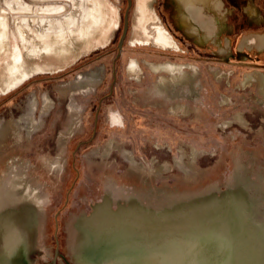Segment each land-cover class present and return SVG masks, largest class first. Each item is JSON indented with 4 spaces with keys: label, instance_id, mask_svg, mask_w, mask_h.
<instances>
[{
    "label": "rangeland",
    "instance_id": "374dc122",
    "mask_svg": "<svg viewBox=\"0 0 264 264\" xmlns=\"http://www.w3.org/2000/svg\"><path fill=\"white\" fill-rule=\"evenodd\" d=\"M6 1L0 14L8 12L10 41L19 46L21 19L38 43L44 5L63 7L56 23L80 19L79 0H23L29 9L15 13ZM219 1L223 26L202 42L178 31L175 0L150 4L179 46L167 53L133 46L146 0H132L120 50L127 0H86L91 17L76 32L79 56L47 57L54 64L47 72L59 73L32 75L0 97V179L17 172L36 200L28 217L1 219L0 264H178L181 255L186 264H264L243 191L258 195L264 218V0ZM166 64L187 77L172 76ZM73 79L81 89L70 100L62 86ZM88 80L95 84L83 89ZM47 97L52 107L43 113ZM73 114L76 127L59 146ZM20 117L37 122L31 135ZM136 196L154 199L158 210Z\"/></svg>",
    "mask_w": 264,
    "mask_h": 264
},
{
    "label": "bare ground",
    "instance_id": "6f19581e",
    "mask_svg": "<svg viewBox=\"0 0 264 264\" xmlns=\"http://www.w3.org/2000/svg\"><path fill=\"white\" fill-rule=\"evenodd\" d=\"M146 2H147V10L149 12L147 16L144 18L142 17V13L140 15L141 17L140 16L137 17L138 23H139L138 28H137L139 39L138 41L136 40L135 41L136 43L158 44L162 47L167 48L172 44L173 40L170 37V35L166 32V30L164 29L163 24L159 16L157 15V13L154 10H152L150 6V4L155 2V0H148V1L146 0ZM175 2H176L175 3L176 12H178L179 14L177 25L179 26V29L185 32V34L189 38L194 36L197 40H199V42H202L203 39H205V41L206 39H208V35L210 32L215 33L218 31L217 34L219 33V29H221L223 26V23L218 17L220 10H221V2L219 0H175ZM5 4L7 6V9H9V12L11 13L22 12V11L29 9V5L24 3L23 0H10V1L7 0ZM55 5L46 6V7H44L45 5L42 6V9L40 11V13H42V16L38 19V21L36 20L37 23L35 25L37 36H34V37H38L39 39L38 43L36 42L37 40L35 41V43L32 42V39H30L27 35L28 30L27 32L24 30V26L28 25V23L26 22V19L18 20L16 29L19 32L21 46H19L18 42H16L15 44H11L10 37H9V33H10L9 23H8V18H7L8 12L3 10V12L0 14V56H1L0 57V95L5 94L9 90L13 89L14 87L19 86L22 82L31 78L32 75L53 74L55 72L60 71V70H55V71L47 72V70L54 68V64L52 60H47L48 59L47 57H57V58L64 57L65 58L72 52L76 51V47L74 45V41L76 40V32L78 31V29L80 28V25L84 21H87L90 19L91 12L88 14V11L91 10L92 7H90L89 4L87 5L86 0H79V3L77 5L81 9L80 19L69 17L67 21H65L64 24H63V21H62V24H59L61 21L59 23H56L52 17H57V15L60 12H62L63 7L55 6ZM251 8L252 7H250V9ZM85 10H86L85 13L87 15L83 18L82 15L84 14ZM137 10L138 12L140 11L138 8ZM75 11H79V10L77 9ZM213 12L215 13L212 14ZM108 21L106 23H108ZM87 23L88 22H86V24ZM134 27H137V26L135 25ZM133 31H136V30H133ZM101 36H104V35L101 34ZM260 38L262 39V37ZM259 49L264 50V39H262L261 42L259 43ZM77 52L78 51H76L75 53L76 57L79 56ZM79 52L81 53V50ZM2 129L3 127L0 126V133ZM246 201L247 203L250 202L249 200H246ZM171 205L173 204L168 203L167 207ZM34 207H36L35 196H33L32 190H28V188L23 183V180L20 178L19 175H17V172L12 170V172L9 173L6 176V178L0 179V221L2 218H4L6 215H9L11 212H18L21 215L23 216L25 215L28 217L29 213L32 211ZM148 208L158 210L156 209V206H153L152 208L150 207ZM251 213H252V221L256 229L255 240H256L257 246L264 248V234H263L264 220L259 219V215L257 216L256 212L253 211ZM7 235L9 236V232H6V236ZM83 238L84 236L81 237L80 239L79 238L77 239V237H75V239H70L69 241L78 242L79 240H82ZM76 242H74L75 247L77 244ZM181 249L182 248H180V250ZM75 250H77V248ZM175 258H177V261H179V263L180 262L182 264L187 263V258L184 255L175 256ZM136 259L137 258H134L133 260L128 261L125 264H157L155 261L144 262V261L136 260Z\"/></svg>",
    "mask_w": 264,
    "mask_h": 264
},
{
    "label": "flooded vegetation",
    "instance_id": "af4514ba",
    "mask_svg": "<svg viewBox=\"0 0 264 264\" xmlns=\"http://www.w3.org/2000/svg\"><path fill=\"white\" fill-rule=\"evenodd\" d=\"M156 3V2H155ZM154 3V4H155ZM159 16V15H158ZM161 20V19H160ZM162 22V21H161ZM163 24V23H162ZM163 27H164V25H163ZM164 29L166 30V32L170 35V37L172 38V40H173V42H172V44L169 46V47H167V48H165V47H162V46H160V45H158V44H153V43H150V44H148V43H135L134 42V44H133V46H139V45H142L141 47H148V46H154V47H157V48H161L160 50H162L163 52H178V50H179V46H178V44H177V42H176V39H175V37L172 35V33H170L165 27H164ZM178 31H180V32H182V33H184V36L185 37H187V38H189L186 34H185V32H183L182 30H178ZM190 39V38H189ZM139 44V45H138ZM164 50H175V51H164ZM260 51H262V52H260V53H264V50H260ZM179 53H180V51H179ZM130 67L133 69V70H135L136 69V66H135V64L132 62L131 63V65H130ZM165 68L166 69H168L169 71H170V73H171V75L172 76H174V77H177V78H179L180 80H182V79H184V78H186L187 77V75H188V73L186 72V71H184V68H181V67H176V66H174V65H172V64H166V66H165ZM61 71V70H60ZM58 73H59V71H58ZM56 74V73H55ZM176 74H178V76H176ZM31 78H29V79H27L26 81H24V82H22L19 86H17V87H14L13 89H11V90H9L7 93H5V94H2V95H8V94H10V93H12L13 91H15L16 89H18V88H20L24 83H26L27 81H29ZM178 79V80H179ZM94 80V79H93ZM93 80H88V81H86V83H88V85L86 86V87H83V89H85V88H88V87H90V86H92V85H94L95 84V82H93V83H91ZM76 83V80L75 79H73L71 82H69V83H67L66 85H63L62 87H64V88H67L68 90H69V99L71 100H73V94H74V92H76V91H78V90H80L81 88H77V87H75L74 86V84ZM90 83V84H89ZM260 83L262 84V87H263V90H264V76H262L261 77V79H260ZM2 95H0V97L2 96ZM50 102L52 103V100L49 98V97H47L46 99H44L43 100V106H42V112L43 113H47L50 109H51V107H52V104H50ZM179 105L181 104V105H183L182 103H178ZM35 109H36V106H35ZM77 116V114H73V116H72V119L70 120V122H69V126H68V129L65 131V132H62V134L60 135V138H59V140H58V145L59 146H63L64 145V143H65V140H66V138H67V136H69V135H72V133H73V131H74V129H75V125L77 124V121H78V118H77V120L75 119V117ZM25 118L23 117H20V119L19 120H17V122L18 123H20V126H21V128H22V130L27 134V135H31L32 133H33V131L35 130V128L38 126L37 125V122L33 119V121L32 122H30L29 120H27V121H25L24 120ZM0 126H2V127H4V124H1ZM245 183V182H244ZM243 184V183H242ZM243 187V186H242ZM243 191H244V193H245V197H246V200H249L250 202H248L247 204H248V206H249V208H250V211L251 212H256V214H257V216L258 215H260V212H261V209H260V206L259 205H261L260 204V202H259V200H258V195L257 194H253L251 191H250V188L249 187H247V188H245V187H243ZM137 197V199L139 200V202H141V204L142 205H144L145 207H150V208H152L153 206H155L156 204H155V200L154 199H152V198H150L149 200H148V204H146L144 201H143V197H138V196H136ZM145 197H148V196H146L145 195ZM115 200L113 199V202H114ZM252 201V202H251ZM255 202V203H254ZM168 203H172V202H167V204ZM259 219H262V220H264V218H259ZM263 234H264V228H263Z\"/></svg>",
    "mask_w": 264,
    "mask_h": 264
},
{
    "label": "water",
    "instance_id": "95a60500",
    "mask_svg": "<svg viewBox=\"0 0 264 264\" xmlns=\"http://www.w3.org/2000/svg\"><path fill=\"white\" fill-rule=\"evenodd\" d=\"M131 7H132V0H127V8H126L124 15L122 17V35H121L119 45H118L119 50L122 48V45H123V43L127 37L128 31H129V27H130L129 12H130ZM57 230H58V223L56 221L55 234H57ZM56 244H57V248L55 251V259H56V256L58 255V240H56ZM55 259H54V262H55Z\"/></svg>",
    "mask_w": 264,
    "mask_h": 264
},
{
    "label": "crops",
    "instance_id": "0c3cea01",
    "mask_svg": "<svg viewBox=\"0 0 264 264\" xmlns=\"http://www.w3.org/2000/svg\"><path fill=\"white\" fill-rule=\"evenodd\" d=\"M176 16H177V13H176V10L174 11V15H173V17H175L176 18ZM175 18H173L172 19V21H171V26H172V28H174L175 30H176V28H175ZM167 27V26H166ZM168 28V27H167ZM169 29V28H168ZM170 30V29H169Z\"/></svg>",
    "mask_w": 264,
    "mask_h": 264
}]
</instances>
